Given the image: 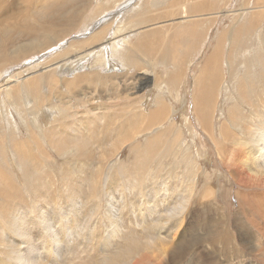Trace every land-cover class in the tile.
Here are the masks:
<instances>
[{
    "label": "bare ground",
    "instance_id": "1",
    "mask_svg": "<svg viewBox=\"0 0 264 264\" xmlns=\"http://www.w3.org/2000/svg\"><path fill=\"white\" fill-rule=\"evenodd\" d=\"M42 1L51 3L41 5ZM86 1L87 0H21L19 2L18 0H2L1 2L3 5L0 6V72L2 73L5 67L19 62L22 59L29 57L31 54L33 55V53H44L45 50L49 51L57 44H60V42L69 34L70 30L72 31L76 28L77 20L84 17L86 12H79L84 8ZM116 1L128 2L131 0H115L112 3V6L116 5ZM195 1H198L197 6L199 11L196 19L198 18L200 25H203L204 22H210L217 16L216 14L218 13L216 10H212V8L214 7V4H218V2L212 0V3L210 4L205 0ZM261 3L262 0H259L256 5V12L259 13L260 16L264 13V4ZM171 5L180 7L181 11L178 12V9L172 8ZM105 7L107 6L100 4L99 10L104 12L103 8ZM137 8L141 12L140 23L143 25L141 32L142 39L140 41L142 43L140 45L139 42L136 44V49L140 54H151L149 52L153 50L158 38L165 37V40L168 39L170 41L168 44L173 42L175 37L173 34L171 37V32L174 30V33L178 27L177 24L179 19L182 18H180L177 13L184 14L186 11L185 4L179 5L178 0H147L146 2L139 3ZM19 10L21 11L18 12ZM99 10L98 12H100ZM106 10L109 11L108 8ZM166 11L168 15H166ZM98 12L95 13L96 16H98ZM241 12L245 13V10H242ZM180 22L186 23L187 21L181 20ZM106 24V20L101 21L98 25V33L95 37H92L85 43H82L81 45L72 44L65 52H63L64 50L60 51V49H58V54L55 57V60L51 62L49 67H46L49 68L48 71L45 70L47 72H45L47 77H51L50 73L53 71L55 73L62 71V73H65L66 75L79 70V68L83 69V66L81 65L83 63L80 62L83 60V57L80 56L81 51L84 52V50H87L89 47L97 46L98 44L100 45V43L105 45L106 43H103L102 41L109 36L111 31L114 35L125 36L132 28L131 22L130 24L127 22V25L125 26H119L117 22L114 26H106ZM236 24L234 27L230 28V30H225L223 37L218 39L215 50H213L210 56L207 57L206 63L202 65L200 69V75L196 78L195 83L193 82L195 88L192 104L195 117L203 129V132L198 134H200V136L202 135L203 139L199 138L200 136L195 132L196 129L193 130L191 128V121L186 119V125L190 128V132L188 133L192 138L196 135L201 143L205 145V151L209 152L215 159H213L216 164L215 173H210L205 166L204 162L206 161V155L203 151L200 149L195 150L192 146L188 145L191 141L186 140L183 141L184 143L176 141V145L174 144L173 146L171 140H175L178 137L175 135H169L170 133L168 131L166 133L169 135V140H166V142L169 141L168 143L173 146L169 150L170 155L168 154L171 156V159L169 162H166L167 165L164 168H162L161 163L154 162L155 164L153 165L151 163L153 161H151L150 164L153 166H150L148 169L151 170V172L152 170L157 171L159 169H164L167 173L152 175L147 185L145 195L147 196L149 207L147 208L146 213L141 214L140 225L142 228L148 230L147 233L149 232L147 236L148 241L145 239L148 243L146 245L144 241L142 242V239L144 240L145 238L144 237L141 239V242L145 245L140 247L145 246V248H147L146 246H148L150 248L151 245H154L161 239V244L165 243V245H161L163 247H160V249L162 248L163 251L159 250V253L162 252L165 256L167 254L166 259H168V264H257L255 262L257 260L264 264V92L263 94L262 91L259 94L254 93V90H256L254 89L256 87L255 83L261 79L258 78V75L256 76L255 73H251L253 71L248 72L250 66L253 65L251 55L246 57V54L240 52L244 47V44L250 39L248 38L249 35L256 32L254 29H256L257 26L256 28L253 26L254 29H248L241 28ZM101 25L103 26L101 27ZM163 29L167 30L162 34L161 30ZM151 36H153L152 41L149 40ZM108 38L109 40L106 45L110 47L113 43V38ZM168 44H164L163 48L160 49L165 60H167L168 48L166 45ZM88 45L89 47H87ZM259 46H261L260 43ZM151 47L152 49L149 50ZM100 49L105 51L101 45ZM186 49H189V47ZM180 51H182L181 48ZM98 55L102 57L100 58V56H98L99 59H97L99 62L97 63H106L107 65H111L110 59H113V57L122 56V54L115 53H98ZM45 56L47 55H42L38 58L37 61L39 63L37 66H40L39 64ZM157 56V59L163 60V56ZM237 56L239 59L237 58L234 65V59ZM244 56L246 57L245 61L242 60ZM129 58L132 59L131 57ZM225 61L228 63L230 70H232V72L230 71L231 76H229V78L231 77V79H234L233 71L238 68L239 63H242V66L245 68V74L239 78L240 81L237 86L238 88H236L238 89L235 94L236 96L230 98V100H234V102L237 101V103L225 113L228 116L229 124L227 126L226 123L224 124L223 122L224 125H221L218 131L215 127L214 114L216 112L219 96H221L218 95L217 92L223 81L222 79H224L222 70H224ZM45 64L47 63L45 62ZM143 64L145 63H142L141 66H143ZM37 66L35 67L37 68ZM242 66L240 67V70L243 69ZM35 69H33V71H35ZM24 74L32 73H27L26 70L24 71ZM32 75L34 76H30V80H28L26 86L23 87L24 91H27L28 87L34 88V84L42 80V77L39 76L38 73L35 74L34 72ZM89 77L96 79H89ZM103 77L104 75L85 73L76 75L71 81L63 78V81L60 83L63 91L60 90L62 92H70L75 84L80 85L85 84V82H96ZM160 81L164 84L166 82L163 78L160 79ZM148 82H153V84L156 85V82L154 81ZM12 83H14V81H12ZM168 83L169 81H167L166 85L161 84L159 87L158 85L156 86L160 89H164L166 86L169 89H174L175 84L172 87H169ZM98 85L102 86L103 83L99 82ZM145 86L146 85L143 84L141 87L144 89ZM262 89H264V86H262ZM61 91L56 90V92L59 93ZM107 91L112 92L110 89ZM10 92H13L12 86H10ZM91 95V93L88 95L84 90L80 96L84 101L89 102ZM118 99H120V97H118ZM28 100L31 104L32 101L30 99ZM59 104L62 106L65 105L61 100L59 101ZM155 104L156 105L152 107L153 111L151 114L149 113L150 120L149 123L147 122L149 125L143 131L147 140L153 136H157L164 129H162V127L165 126L166 122L172 121V119L174 120L177 113L167 102L164 101L163 97H158ZM246 104L250 108L244 112L241 110L240 106ZM46 113L41 111L42 116L43 114L47 115ZM38 114L36 111L34 121L37 120ZM27 115L29 116V114ZM6 116L8 117V115ZM97 118L101 121L104 119L102 115ZM93 120L88 121L93 123ZM65 121L66 120L62 121V124L54 123L56 126L53 127L55 130L59 131L55 143L56 147L57 145L62 146L68 143L72 148V150L67 151L69 154L75 152V155H78V153L87 151V146L90 145V140H88L89 135H84L82 130L78 128L75 129V126L71 129V135H67V132H63V129H70L71 124L66 123ZM84 122L85 120H80L78 126L82 127ZM35 126L37 125H34L33 123L30 128V137L27 141L12 142L9 144L8 147H10V152L15 151V155L16 152H18L21 156L28 158L31 157V153L27 155L24 146L38 142L34 137L33 132L36 130ZM172 126L171 123L168 127L171 128L176 135H180L181 132L177 131L178 129L174 130V126ZM122 129L123 131L121 130L120 137L123 139L120 140V137L116 138L117 136L115 137L116 139H104V142H101L105 145V150H102L110 154L111 151H113L114 148L117 149L119 145L124 146L129 144L130 151L134 153L130 155L127 163H124V165L113 164L111 167H108L109 169L104 168L100 172L96 171V183L89 185V181L93 182V179L92 177H88L89 179L86 178L88 186H86L87 193L85 195L90 198L88 200L95 198L96 193H94V196L90 193L97 191L98 187L102 186L99 181L104 180L103 186L107 188L108 186H111L115 179L114 176L116 175L122 176L124 181L122 179L119 181L126 182L127 190L130 192L137 191V189L143 187L142 182H139L141 181L140 177L138 178L135 175L132 180L131 178H126L127 176L124 175L125 171L129 170L130 166H128V163L131 162V158L134 157V154L136 156L135 150H141L142 147L133 140L136 135H132L129 128L122 127ZM164 131L161 133L164 134ZM50 134L51 137L54 135L53 133ZM90 136H92V139L93 135ZM159 137L160 136L158 135V138ZM155 141L156 139H153L152 142L150 141L151 144L149 146L147 145L149 143L146 144L148 148L147 146L144 148L145 150L143 153L146 152L150 155L149 160L152 159V155L157 153V150L158 152L161 151L158 149V143ZM13 146H16L17 149L12 150ZM177 153L178 155L175 156ZM161 154L163 155V152ZM162 155H160V157H162ZM16 156L18 157V154ZM178 158L185 163L187 171L184 173L180 172L176 174L171 171V165ZM24 159L26 160L27 158ZM20 162L22 163V160ZM22 165L23 164L18 167L23 170L26 165ZM3 169L4 167L0 169V173ZM32 169L35 170V167ZM218 169H220V171L221 169L227 170L226 181L229 182L228 185L237 189L236 198L239 202V210L236 213H232L229 207L224 208L219 203L220 198L218 197V187L222 190H225L226 187L221 185L220 182H217L216 184L215 179H213L214 174L218 175V173H220L217 171ZM6 171H4L3 175H0L2 178L0 181L4 185V189L0 190V264H97L94 260L99 254L94 252L97 251V246L92 242L96 241V236L98 235L95 236L93 229L91 232L88 230L87 223L85 228L83 226V224H85L83 223V220H86V217L88 216L87 211H93V209L86 210L88 201H82V196L84 194L81 191H74L71 193L69 196L72 199V206L68 208L67 205L64 207V204H62L64 206L57 205L56 201L59 202V200L57 199L55 201L54 199L57 197L52 198L53 201H55L56 206H54L53 202H48V198L46 199L47 202H43L44 204L41 203L39 205L38 203V206L37 204L36 206H28L29 203L27 202L29 200L26 202L27 205L23 202V190H20L17 185L10 181L11 176L9 177V175H7L8 171ZM133 171L135 170H129V175H131V177L134 176ZM220 176H222L221 173ZM223 176L225 175L223 174ZM162 177L163 179L161 180ZM116 182L117 181L114 180V183ZM47 184L49 186L50 183ZM33 185H31V187ZM40 186L41 185H39V187ZM50 186L53 187L52 185ZM144 186H146V184ZM87 188L89 190H87ZM41 189L40 191L43 193L44 190L42 189V191ZM33 190H35L34 187ZM33 190L31 191L33 192ZM44 193L43 196H45V198L50 196L49 192L48 196H46L47 191H44ZM52 193L54 195L53 190L51 191V194ZM112 196L113 195L110 192L106 197L111 199ZM34 197H37V193ZM61 202L58 204H61ZM109 202L111 204L110 200ZM109 202L108 206L103 204L107 208L110 207L106 221L109 225V232L106 234L108 241H106L107 243L109 242V244H106L108 250L102 255L104 257L103 260L106 261L105 263L109 262V264H133L134 258H136L139 253L142 254V251L146 249L137 247V241L140 239L135 231L132 233L129 232L130 234L128 233L127 235L125 234L126 232H123L122 226L125 225L126 218H123L121 215L122 212L120 208L109 206ZM107 208L105 209L107 210ZM123 213L125 214V212ZM149 221L150 225L147 226V222ZM94 222H96V219ZM99 223H101V221ZM160 227L162 228L161 231L163 230L162 232L159 231ZM94 228L96 229V227ZM35 242L41 245V247L37 248ZM102 245L103 244L99 246L101 247ZM159 245L155 244L154 246L159 247ZM149 248L147 251H151ZM153 251L155 252V249ZM90 252H93L96 255H93L95 258H91ZM161 254L159 255L161 256ZM125 258H129V261L124 260ZM149 258H151L150 254ZM249 258L252 260H249ZM6 259H8V261ZM143 259H146V257L144 256L141 260ZM98 262H100V260ZM103 262L104 261H102V263ZM146 262L147 261H144L143 264H146ZM153 262L156 261L154 260ZM140 263L142 262L140 261ZM156 263L159 264V261Z\"/></svg>",
    "mask_w": 264,
    "mask_h": 264
},
{
    "label": "rangeland",
    "instance_id": "2",
    "mask_svg": "<svg viewBox=\"0 0 264 264\" xmlns=\"http://www.w3.org/2000/svg\"><path fill=\"white\" fill-rule=\"evenodd\" d=\"M1 1L2 0H0V6L3 5ZM18 1L20 2L21 0ZM114 1L115 0H87L84 8L79 12H86L84 17H82L80 20H77L76 28L72 31L70 30L69 34L65 37L63 41L60 42V44H57L49 51H43L44 53H33V55L31 54L29 57L22 59L21 61L16 62L14 64H11L8 67H5L2 73L0 72V169L4 167L0 175H3L4 171H8L6 172L9 177L11 176V180L9 177L8 179L12 181L15 185H17L20 190H23L24 197H27V200L23 197V202L26 204V202L29 200L27 202L29 203L28 206H36V204L38 206V203L39 205L41 203L44 204L45 202H47V200L48 202H53L54 206H56L55 201L58 199L59 202L56 201L57 205L64 204L65 206H62L66 207L67 205L68 208L72 206V199L69 195L74 191H81L84 194L82 196V201H88L86 205V210L93 209L94 211H87L88 216L86 215V220H83V223H85L83 224V226L85 228V225L87 223V228L90 232L93 229L95 236H101H96V241L92 242L97 246V251L94 252H97L99 254L97 255L98 258L93 252H90L91 258H95L96 256V259L94 261H96L97 264H109V262L105 263L106 261L103 260L104 257L102 256L104 252L108 250L106 244H109V242L107 243L108 240L106 235L109 232V225L108 222H106L108 210L110 208H107L106 206H108L109 200L111 201V204L109 202V206H116L120 208L122 212L121 215L123 216V218H126L125 225L122 226L123 232H126L125 234L127 235L129 232L132 233L133 231H135L140 239L139 241H137V247L141 249H146L142 251L143 255L139 253V255L134 258L133 264H143L144 261H147L146 264H158L156 263L158 261L159 264H168V259H166L167 254L165 256V254H163L162 252V254L159 253V250L163 251L162 248V250L160 249V247H163L161 245H165V243L161 244V239L155 243L156 245L160 244L159 247L154 246L155 244L151 245L150 248L148 246H146L147 248H145V246L140 247L145 244L147 245L148 243L145 239H147L149 232L147 233L148 230L146 228H142L140 225L141 214L146 213L147 208L149 207L147 203V196L145 195L147 185L152 175L167 173V171L164 169H159L157 171L152 170V172L148 169L155 163H161L162 168L166 167V162H169V160L171 159V156H169V150L174 146V144L176 145L177 142L184 143L183 141L186 140L191 141V143L188 145L192 146L195 150L200 149L205 153L206 161L204 162V164L210 173H215V159L209 152L205 151V145L201 143V141L196 135L193 138L191 137V135L188 133L190 132V128L186 125L187 119L191 121V128L193 130L196 129L197 131L195 130V132L197 134H201L203 132L201 125L195 117L192 104L193 93L195 88L194 83L196 78L201 73L200 69L202 65L206 63L207 57L210 56L213 50H215V47L217 46V41L220 37H223L225 30H230V28L234 27L236 23V25L240 26L241 28L254 29L253 26H255V28L257 26V28L254 29L256 32L251 33L249 35L248 38L250 39H248V41L244 44V47L240 50V52L242 54H246V57L251 55L253 65H251L252 67L250 66L248 72L253 71L251 73H255V75H258V78L261 79L260 81L258 80L255 83L257 88H254L256 89L254 90V93L259 94L262 91L263 94L264 89H262V86H264V13H262V16H260V14L256 12V5L258 4L259 0H214L215 2H218V4H214L212 10H216V12L218 13L216 14L217 16L214 17L210 22H204L203 25H200L198 18L196 19V17H198L197 14L199 11L197 6L198 1L178 0L179 5L185 4L186 11L184 12V14L177 13V15L182 19H179V22L177 24L178 27L176 28L175 32L173 33L174 30H172L171 32V37L173 35L175 37H173V42L168 44L170 41L168 39L165 40V37H162L160 39L158 38V41L156 42L153 50L149 52L151 54L142 55L136 49V44L138 42L139 45L142 43L140 41L142 39L141 32L143 29V25L140 23L141 12L137 7L139 3L146 2L147 0H127L128 2L120 1L121 3L119 1H116V5L112 6V3ZM205 1L210 4L212 3V0ZM49 3L51 2L42 1L41 5H47ZM100 4H104L105 6H107L103 8L104 12L102 10H99ZM261 4H264V0H262ZM171 7L178 9V12L181 11V8L178 6L176 7V5H171ZM107 8L109 9V11L106 10ZM98 10L100 12H98ZM242 10H245V13H242ZM20 11L21 10H19L18 12ZM96 12H98V16L95 15ZM166 15H168L167 11ZM103 20H106V26H114L116 22L119 26H125L127 25V22L129 24L131 22L132 28L125 36L114 35L111 31L109 33V36H107L102 42L107 44L109 40L108 37H111L113 38L112 45L108 47L106 44L103 45L102 43H100V45L104 48L105 51L100 49L99 44L93 47L91 45V47H89L88 45L87 47L89 48L87 50H84V52L81 51L80 55L83 57V60L80 61L83 63L81 64L83 66V69L79 68V70H76L72 73H68L66 75L65 73H62V71H58L56 73L53 71L50 73L51 77H47V72L45 70L48 71L49 68L46 67H49L51 62L55 60V57L58 54V49H60V51L64 50L63 52H65L68 50V48H70L72 44L81 45L92 37H95L99 30L98 25ZM181 20H186L187 22H180ZM102 26L103 25H101V27ZM166 30L167 29L161 30V33L163 34ZM210 37L211 39L213 38L212 41ZM167 38L172 39L170 37ZM152 39L153 36L149 38V40L151 41ZM259 43L261 44V46H259ZM164 44H168L166 45L168 48V54L166 57L167 60H165L164 55L160 52V49L163 48ZM188 47L189 49H186ZM180 48L182 49V51H180ZM150 49H152V47L149 48V50ZM98 53H115L122 54V56L113 57V59H110L111 65H107L106 63H97L99 62L98 56H100L98 55ZM42 55L47 56H45L44 59L41 61V63L39 64L40 66H37L39 63L37 60ZM157 55L163 56V60L157 59ZM101 57L102 56H100V58ZM129 57H131L132 59H130ZM246 57L244 56L243 58H241L243 61H245ZM237 58L238 56L234 59V65ZM45 62L47 64H45ZM142 63L145 64L141 66ZM35 66H37V68ZM241 66L242 63H239L238 68L233 71L234 79H231V77L229 78V76H231L230 73L232 72V70H230V67L228 66L227 62L224 65V70H222V75L224 74V79H222L223 81L217 92V94L221 96H219V101L216 106L217 113L215 112L214 114L215 127L218 131L221 125H224L226 123V125L228 126V116L225 113L229 110V108H231L235 103H237V101L234 102V100H230V98L232 96H236L235 94L238 91V89L236 88H238L237 86L240 81L239 78H241L242 75L245 74V68L242 66L243 69L240 70ZM33 69H35V71H33ZM26 70L27 73H38V75L42 77V80L35 83L34 88L28 87L27 91H24L23 87L26 86L27 81L30 80L29 77L34 76L32 74H24V71ZM85 73H95L96 75H104V77L96 82H85V84L80 85L75 84L70 92H67L65 90V92H62L63 90L61 89L60 83L63 81V78H66L67 80L71 81L75 78L76 75ZM162 78L163 80H166L165 84L160 81V79ZM89 79L96 78L89 77ZM12 81H14V83H12ZM148 81L156 82V85H158V87L161 86V84L166 85L167 81H169V85L167 84L169 87H172L174 84L175 86L174 89H169L167 86L164 89H160L157 88V86L153 84V82L149 83ZM99 82H102L103 85H98ZM143 84L146 85L144 89L141 87L143 86ZM10 86H12L13 92H10ZM108 89H110L112 92L107 91ZM56 90L61 91L62 93L56 92ZM84 90L88 93V95L89 93L92 94L90 96L91 99L89 102L84 101V99L80 96ZM118 97H120V99H118ZM158 97H163L164 101L167 102L169 106L174 109L177 113L174 117V120L172 119V121L166 122V124H168H165V126L162 127V129H164L161 132H163L164 130L165 131L164 134L161 132L158 134L161 138H158L157 135L153 136L154 138L151 137L152 139L150 138L147 140L143 131L149 125L147 124V122L149 123V116L153 111L152 107L156 105L155 101L158 99ZM28 99L32 101L31 104ZM60 100L65 105H60ZM240 107L241 110L244 112L249 110L250 108L247 104L242 105ZM36 111L37 114H39L37 120L34 121ZM41 111L44 113L47 112V115L43 114L42 116ZM27 114H29V116ZM6 115H8V117ZM100 115H102L104 118L102 121L98 120L97 118ZM64 120H66V123L71 124L70 129H63V132H67V135H71V129L73 126H75V129L78 128L82 130L84 135H89L88 140H90V145L87 146V151L75 155V152L70 154L67 152L68 150H72L71 145H69L68 143L62 146L57 145L56 147L55 143L57 141L59 131L55 130L54 127L56 126V124L54 123L62 124L61 122ZM80 120H85V122L82 124V127L78 126ZM88 120H93L94 122L90 123ZM144 120L146 123L144 122ZM33 123L34 125H37L35 126L36 132H33L34 137L38 142L25 145L24 149L25 151H27V155L31 153V157L33 156L35 159L33 157L31 159V157L28 158L21 156L20 153L16 152V155L18 154V158L14 154L15 151L10 152V147L8 146L12 142L27 141V139H29L30 137V128ZM171 123L174 126H172L174 130L178 129L177 131L181 132H179L181 136L178 134L176 135L175 132L168 127ZM122 127L129 128V130H131L132 135H136L135 139L133 140L136 141L140 147H142L141 150H135L137 157L134 154V157L131 158V162L128 163V166H130L129 170H135L133 171L134 176L131 177V175H129V170H126L124 175L127 176L126 178H131L132 180L134 179L135 175L138 178L140 177L141 181H136L142 182L143 187H141L142 189H137L138 192L136 190L130 192L129 190H127L126 182L119 181L121 179L123 180L122 176L116 175L114 176V180H116L117 182L114 183L113 180L111 186H108L107 188L103 186L104 180L99 181L101 182L102 186H99L97 191L90 193L93 196L94 193H96V199L93 198L91 200H88L90 198L86 197L87 195H85L87 193L86 186H88L86 178L92 177L93 179V182L89 181V185L96 183V171L100 172L104 168L109 169L108 167H111L113 164L124 165V163H127L128 159L130 158V155L134 153L130 151L129 144L124 146L119 145V147L117 149L114 148L110 154L103 151L105 150V145H103L102 143L104 142V139L119 138L121 136V130L123 131ZM200 128L202 131L200 130ZM167 131L170 133L169 135H175L176 137H178L175 140H171L173 146L172 144L168 143L169 141L166 142V140H169V135L166 133ZM50 133H53L54 135L51 137ZM200 134H198V136H200ZM90 135H93L92 139V136ZM199 138L201 139L202 135ZM119 139L121 140L123 138L120 137ZM153 139H156L155 142L158 143V146L160 147H158V149L161 151L158 152L157 150V153H155L154 155L151 154L152 159L149 160L150 155L146 152H143L145 150L144 148L147 145L149 146ZM12 148V150L17 149L16 146H13ZM162 152L163 155L161 154ZM160 155H162V157H160ZM177 155L178 153L175 154V156ZM23 157L27 158V162ZM21 160L22 163L20 162ZM19 162L23 164L22 166L26 165L24 166V168H26L24 169L22 167L23 170L20 169L18 167L19 165H21ZM150 162L153 165L150 164ZM33 167H35V170L32 169ZM171 171L176 174L180 172L184 173L185 171H187V168L185 167V163L178 158L171 165ZM217 171L220 172L222 176H220V173H218L219 176L217 174H214V177H212L213 179H215V183L217 184V182H220L221 185L226 187L225 190H222L220 187H218V197L220 198L219 203L224 208L229 207L232 213H236L239 210V202L236 198L237 189H235L234 187L232 188V186L228 185L229 182L226 181V169H221V171L220 169H218ZM223 174L225 176H223ZM162 179L163 177L161 178V180ZM0 180H2L1 177ZM47 183H50L49 186ZM145 184L146 186H144ZM31 185L33 186L31 187ZM39 185L41 186L39 187ZM50 185H52L53 187H51ZM33 187L35 190H33ZM38 187L40 189L42 188L44 191H47L46 196H48L49 192L50 196L45 198V196L43 195L46 193H44L42 189L41 190L44 194L41 193ZM49 187L54 189H50ZM88 188L87 190H89ZM3 189L4 185L0 181V190ZM90 189L92 190L91 187ZM31 190H33V192ZM50 190H53L54 195L53 193L51 194ZM55 192L57 196L55 195ZM110 192L113 195L111 199H109V197H106ZM36 193L37 197H34V195L36 196ZM59 196L61 197V200ZM28 197H30L31 199ZM53 197H57L54 198L55 201H53ZM50 198L52 199V201ZM60 202L61 204H58ZM101 204L103 208L101 207ZM103 204L106 206H104ZM105 208H107V210ZM123 212H125V214ZM95 219L96 222L98 221L97 223L94 222ZM100 221L101 223H99ZM149 225L150 221L147 222V226ZM94 227H96V229ZM162 228L160 227V232L163 231H161ZM94 229L96 230V232ZM142 238H144V240ZM141 239L142 242L144 241L145 244L141 242ZM35 244L37 248L41 247V245H39L38 243L35 242ZM101 244H103L101 246L102 248L99 246ZM148 248L151 249V251H147ZM152 248L153 250L155 249V252L152 250ZM149 254L151 258H149ZM159 254H161V256ZM144 256L146 257V259H148L141 260ZM138 257L140 258V261L142 263H140ZM129 258H125L124 260L129 261ZM152 258L156 262H153L154 260ZM6 260L8 261V259ZM99 260L100 262H98ZM249 260L252 259L249 258ZM102 261L104 262L102 263ZM255 262L257 264H263L259 260Z\"/></svg>",
    "mask_w": 264,
    "mask_h": 264
}]
</instances>
